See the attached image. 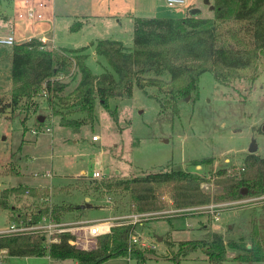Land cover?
Instances as JSON below:
<instances>
[{
    "label": "rangeland",
    "instance_id": "obj_1",
    "mask_svg": "<svg viewBox=\"0 0 264 264\" xmlns=\"http://www.w3.org/2000/svg\"><path fill=\"white\" fill-rule=\"evenodd\" d=\"M191 1L203 9V16L212 15L204 0ZM11 4L12 0H0V12L5 9L11 12ZM51 11H45L46 17ZM54 11L55 24L47 35L54 38L55 48L77 49L88 45L87 64L94 73L101 74L110 66L93 52V42L118 39L131 47L135 16L183 17L189 8L185 4L169 6L166 0H56ZM16 21L14 17L13 23ZM78 21L81 25L73 28ZM11 51L12 47L0 46V95L5 97L10 96L12 89ZM258 66L254 81L248 77L251 71L246 70V76L234 80L230 86L219 83L212 72H204L199 80L198 98L190 96L181 100L178 115L163 110L155 97L148 96L137 85L131 96L110 99L111 107L119 110L118 120L98 103L94 122H84L78 128L61 125L60 115L53 112L45 97H38V110L28 113L26 131L21 115L10 117L0 112V192L20 184L50 188L48 201L29 195L13 196L11 204L20 210L62 201L93 204L69 213L64 221L79 241V247L93 248L96 243L89 239L85 245L88 228L84 221L128 223L134 225L133 235L140 238L133 246L144 254L142 264H178L171 258L178 253L181 264H210L203 249L180 255V243L203 239L212 232L223 234L226 240L246 236L250 241L249 235L255 227L264 232V196L179 209L166 189L162 193L168 205L162 212L166 216L150 218L148 213H134L126 194L108 192L98 197L85 193L90 188L94 194L92 182L89 184L94 171H100L103 179H123L147 172L183 169L207 178L203 188L217 194L219 185L214 174L224 168L229 173L238 170L253 141L258 147L256 153L264 156V54ZM58 76L66 85L60 95L68 96L78 85L80 74L73 68L69 75ZM37 114L46 118L42 127L37 124ZM67 114L77 120L86 118L84 112ZM34 129L39 130L35 133ZM94 135L97 140L93 139ZM202 160L205 161L198 163ZM10 161L16 164L18 175L4 173ZM99 207H106V211ZM10 224L9 209L0 206V230L9 229ZM235 255L237 252L229 249L225 264H264L237 261ZM74 261L54 259L48 254L6 253L0 264H75ZM139 263L137 257L119 255L100 264Z\"/></svg>",
    "mask_w": 264,
    "mask_h": 264
},
{
    "label": "trees",
    "instance_id": "obj_2",
    "mask_svg": "<svg viewBox=\"0 0 264 264\" xmlns=\"http://www.w3.org/2000/svg\"><path fill=\"white\" fill-rule=\"evenodd\" d=\"M212 3L211 16H190L189 13L183 17L135 16L131 47L118 39L93 42L95 54L110 66L101 74L94 73L87 64L88 45L77 49H44L36 40L15 44L11 51L12 89L9 97L0 95V112L10 117L21 115L26 131L28 113L38 110L37 98L44 97L41 90L46 84L49 95L45 98L53 112L60 115V124L78 128L84 122H94L98 103L118 120L119 110L111 107L110 99L131 96L135 85L155 97L163 110L178 115L181 100L187 96L198 98L199 80L204 72H212L219 83L230 86L234 80L244 78L245 71L249 70L248 77L254 81L264 54V0H214ZM81 23L78 21L73 28ZM73 68L80 74V80L71 94L62 96L60 92L66 85L56 77L69 75ZM68 111L84 112L86 118H70ZM37 115V124L42 127L46 118L40 121L39 116L43 114ZM4 173L18 175L16 164L10 161ZM214 176L219 185L217 194L203 188L207 178L183 169L159 170L123 179L106 177L96 181L92 177L89 184L92 182L94 194L90 188L85 194L98 197L108 192L126 194L132 211L148 213L150 218L166 216L162 213L168 206L162 199L166 189L173 205L179 209L264 196V156L257 153L249 152L238 170L229 173L225 168L220 169ZM50 193L48 186L6 187L0 192V206L11 211L12 221L23 220L27 224L37 223L48 215L64 222L69 213L82 211L81 205L65 201L46 203L31 210H20L11 204L13 196L29 195L48 201ZM133 230V224H114L109 232L96 237L93 248L73 243L77 238L70 231L58 233L57 240L49 242L47 235L40 232L0 233V253L6 249L11 256L48 254L54 259H73L77 264H100L124 255L137 257L142 264L144 254L130 245ZM249 238L250 241L246 236L226 240L223 234L212 232L203 239L182 241L180 255L203 249L210 264H225L231 249L237 252L234 257L237 261L264 262V232L255 227ZM178 254L171 258L181 264Z\"/></svg>",
    "mask_w": 264,
    "mask_h": 264
},
{
    "label": "built area",
    "instance_id": "obj_3",
    "mask_svg": "<svg viewBox=\"0 0 264 264\" xmlns=\"http://www.w3.org/2000/svg\"><path fill=\"white\" fill-rule=\"evenodd\" d=\"M50 2L51 0H23V2L19 4V6L15 7L14 17L18 21H26L31 26H34L37 22H41L46 19L45 11L50 6ZM166 2L169 6H174L176 4H185L188 8L197 6L194 5L191 0H166ZM34 40L41 43L40 45L41 48L44 49L52 48L51 46L53 45L52 38L44 33H35L27 41L31 42ZM17 43L19 42H17V38L14 31L6 32V33L0 31V46L13 47ZM47 44H50V46H47ZM56 78L59 79V76ZM41 94L44 97H47L49 95V90L46 84H44L41 90ZM38 130L34 129L33 132L37 133ZM93 139L97 140L98 137L94 135ZM92 177L95 179H103L104 175L100 171H94ZM139 215H144V214L139 213ZM84 223L87 224V228H88L87 231L88 240L84 242L86 246L88 244L89 239L95 240L96 242V237L103 233L109 232L112 226L111 223L107 221L93 222L87 220L84 221ZM70 230L71 228L69 227L68 223L57 222L50 215H48V216H44L39 222L34 224H27L23 220L12 221L9 229L2 230L0 231V233L40 232L47 235L50 241H56L57 240L56 235L58 233L64 231H70ZM139 240L140 238L135 237L132 233L130 237V245L137 243ZM72 242L78 244L79 241L76 239L75 241Z\"/></svg>",
    "mask_w": 264,
    "mask_h": 264
},
{
    "label": "crops",
    "instance_id": "obj_4",
    "mask_svg": "<svg viewBox=\"0 0 264 264\" xmlns=\"http://www.w3.org/2000/svg\"><path fill=\"white\" fill-rule=\"evenodd\" d=\"M22 2H23V0H12L11 6H13V7L11 9V12L7 11L6 9L3 10V13L0 12V31L5 32V33L14 31L16 38H17V42H24V41L28 40L29 38H31L35 33H44L46 35H47V32L50 33L51 32V26H54V24H55V11L54 10H55L56 0H51L50 6L48 7L47 10H52V11L49 13V15L46 17V19L41 21V22H37L34 26H31L26 21H16V24L13 23L14 14H15V7L19 6V4H21ZM130 12L128 13L129 15L131 14ZM118 21L120 22L121 19H118ZM28 36H30V37H28ZM26 37H28V38H26ZM50 37L52 38V40H53L52 44L55 47L54 38L52 36H50ZM93 52L95 53V50ZM92 206H93V204H92ZM85 208H87V207H85ZM99 208L104 209L106 211V207H99ZM10 216H11V211L9 210V218H10V223H11L12 220H11ZM0 231H2V230H0ZM6 253H7L6 249H3L2 252L0 253V259H2V256ZM74 262H75V264H77L76 261H74Z\"/></svg>",
    "mask_w": 264,
    "mask_h": 264
},
{
    "label": "water",
    "instance_id": "obj_5",
    "mask_svg": "<svg viewBox=\"0 0 264 264\" xmlns=\"http://www.w3.org/2000/svg\"><path fill=\"white\" fill-rule=\"evenodd\" d=\"M204 3L209 5V9L210 10H213L214 9V4L211 2V0H204ZM188 13H189L190 16H202L203 15V9L201 7H199V6H193V7L189 8V12ZM189 97L190 96H187L186 99H189ZM39 120L40 121H44L45 120V116L44 115H40L39 116ZM263 129H264V126H263ZM257 148L258 147H257L256 142L253 141L252 144H251V146H250V148H249V152L250 153H256ZM246 191L247 190L245 189V192ZM86 199L88 200L89 198H86ZM81 207L82 208L92 207V204L89 203V202H87V203L81 205ZM159 240H162V237H159Z\"/></svg>",
    "mask_w": 264,
    "mask_h": 264
}]
</instances>
